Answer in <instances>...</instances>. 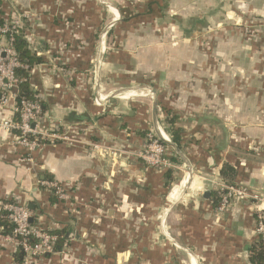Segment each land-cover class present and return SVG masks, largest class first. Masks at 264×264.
<instances>
[{"label": "crops", "instance_id": "obj_1", "mask_svg": "<svg viewBox=\"0 0 264 264\" xmlns=\"http://www.w3.org/2000/svg\"><path fill=\"white\" fill-rule=\"evenodd\" d=\"M18 14L42 60L29 71L36 130L69 140H47L28 164L0 130V201L64 238L63 254L36 264H249L264 203L218 214L205 175L223 184L228 164L234 184L264 195V0H0V18ZM253 14L262 27L249 41L237 29ZM161 105L177 116L187 161L206 172L188 187L199 195L184 186L171 197L173 172L136 156L150 131L169 138ZM0 119H15L11 101ZM48 182L70 200L50 202ZM14 252L0 240V264H16Z\"/></svg>", "mask_w": 264, "mask_h": 264}, {"label": "built area", "instance_id": "obj_2", "mask_svg": "<svg viewBox=\"0 0 264 264\" xmlns=\"http://www.w3.org/2000/svg\"><path fill=\"white\" fill-rule=\"evenodd\" d=\"M24 15H13L3 20L0 25V36L5 43L0 46V106L4 107L11 101L14 120H1L0 130L8 131L13 138V146L25 150V162L33 164V152L45 145L47 140L69 141L64 135L54 132L39 134L36 130L42 108L39 101L20 99L18 96L19 80L15 75L16 69H27L22 65L13 47V36L21 30ZM106 36L101 35L103 40ZM19 100V101H17ZM160 131V130H159ZM161 132V131H160ZM141 150L137 153L139 160L146 166L165 171L173 168L168 147L170 139H160L157 134L150 133L145 139ZM94 148H97L94 147ZM54 191L56 199L64 203L70 200V194L55 182L46 183ZM218 200L215 211L218 214L225 212L233 202L250 203L254 207L263 203L261 194L247 188H235L219 185L217 188ZM0 211L5 213L7 221L12 224L10 235L0 237L2 242L12 244L14 249L21 248L24 257L22 264H36L45 255L52 254L55 242L59 236L48 230L35 226L30 221L31 211L13 200L0 201ZM255 234L257 240L264 242V211L255 212ZM32 240H34L32 242ZM63 254L60 251L59 254Z\"/></svg>", "mask_w": 264, "mask_h": 264}, {"label": "trees", "instance_id": "obj_3", "mask_svg": "<svg viewBox=\"0 0 264 264\" xmlns=\"http://www.w3.org/2000/svg\"><path fill=\"white\" fill-rule=\"evenodd\" d=\"M148 4H152V3H148ZM151 6L152 5H149L148 8L146 9L147 14H150L152 10ZM1 24H3L2 18H0V25ZM108 34H110V32H108ZM13 47L15 49V53L17 54V57L20 63L27 67V69L20 68V69L15 70L16 77L19 80H21L18 85L19 100L25 99V100H30V101H38L37 94L31 89L29 85V71L34 65L41 64L42 60L30 53L28 44L23 37V33L20 31L13 36ZM160 108L164 112V114L167 115L166 122L170 126V129L167 132L169 139L171 140L172 144H174L178 149H181L182 141H183L181 138L182 132L176 126V122H177L176 114L172 110L166 108L165 106L161 105ZM173 162H177V160L175 159L173 160ZM165 171H167L165 175L167 176L168 180L169 179L171 180V172L168 170H165ZM220 178L227 185L235 186L236 185L234 184V181L236 178L235 169L228 164H223L220 170ZM51 193L53 196L50 198V202L53 203L56 200V196L53 190H51ZM213 205L215 207L217 205L216 197H215V201L213 202ZM12 229H13V226L7 221L5 217V213L0 211V237L10 235ZM50 233L56 234V232L55 233L50 232ZM33 241L34 240H32V242ZM63 241H64V238L59 236L58 240L55 242V245L53 247V252L59 253L61 251ZM23 257H24V253L22 249L20 247L16 248L14 252L15 263L22 264ZM247 259H248L249 264H264V242L257 240L254 244H252L248 250Z\"/></svg>", "mask_w": 264, "mask_h": 264}, {"label": "rangeland", "instance_id": "obj_4", "mask_svg": "<svg viewBox=\"0 0 264 264\" xmlns=\"http://www.w3.org/2000/svg\"><path fill=\"white\" fill-rule=\"evenodd\" d=\"M209 8H207V9L209 10ZM105 9L106 8H104V10ZM105 13L107 14L106 15V18L109 19V17H111V14L109 16V11L108 10H105ZM222 13H224V11H222ZM254 14H256V13H254ZM254 14L252 16L251 15L250 16L248 15L246 17L245 21L237 29V31H239V35L241 36V38H243L245 40H249V41L250 40H255L256 41L257 38H258V35H259V31H260V29L262 27V24L259 21V18H257L258 16H255ZM6 18H8V17H6ZM184 23H185V25H190V23L188 21H186ZM225 23H226V21H222L221 22V24H225ZM106 25H107V27H109L108 24H106ZM106 25H104L103 27H105ZM213 26H215V25H213ZM103 27L100 29L101 31L104 29ZM223 27L224 26H220V28H223ZM105 29H107V28H105ZM213 30H215V29L213 28ZM204 38L205 37H203V39H202L203 40V43H205V39ZM166 116H167L166 114L162 113L161 122H162V124H163V126L165 128H170V126L166 122V119H167ZM150 133H152V132L150 131ZM153 134H157V133H154L153 132ZM170 142H171V140H170ZM145 143H146V141H144L143 144H145ZM252 146H254V145H252ZM251 149L254 150L255 152H257V150H258L255 146L252 147ZM179 150L181 151V153L185 157V155H186V146H184L182 144V148L179 149ZM169 154H171L169 156H170V159L172 158L171 162H172V165H173V168L170 169V171L173 172V176L175 178V180H174L175 182H172L173 185L172 184L170 185L169 192L172 189V187L177 182L181 181V179H183L184 176L186 175L185 186L186 185L187 186L184 188L185 192L187 191L189 194L193 193V195H199V194H201L202 191H203V187L201 189H197L195 191H190V192L188 191L189 190L188 187L190 186L191 189H196L197 187H193V186H195V180H194L193 177L199 175V173H200V175L202 177H204V175L206 174V172L204 170H199V173H196L198 170H196L195 167H192L189 162H188L189 165H186L185 162H184V160L178 154H176L172 149L169 151ZM175 159L177 160V162H173V160H175ZM185 159H186V157H185ZM259 167L261 168V166H259ZM191 175H192V177H191ZM205 179H206L205 185H207V186L209 185V188L211 187L212 189L215 190V195H216L217 200H218L217 188H218L219 185H225V186L231 187V186L227 185L224 182L222 184V183L218 182L217 180H214V178H212L211 175L210 176L209 175H205ZM207 186H206V188L209 189ZM232 187H235V188H247V189L251 190L246 185H235V186H232ZM251 191H254V190H251ZM254 192H256V191H254ZM257 193H259V192H257ZM259 194H261V198L263 199V203H264V195L262 193H259ZM234 203H242V202H233L231 205H233ZM242 204H246V205L253 206L250 203H242ZM256 210H257V208H255L253 212L255 213Z\"/></svg>", "mask_w": 264, "mask_h": 264}, {"label": "bare ground", "instance_id": "obj_5", "mask_svg": "<svg viewBox=\"0 0 264 264\" xmlns=\"http://www.w3.org/2000/svg\"><path fill=\"white\" fill-rule=\"evenodd\" d=\"M160 139L166 141V136L164 134H161ZM185 182H186V176H184V178L181 179V181L177 182L173 186V188H172V190L170 192L171 197L173 196V198H174L176 196V194H178V192L185 186Z\"/></svg>", "mask_w": 264, "mask_h": 264}, {"label": "water", "instance_id": "obj_6", "mask_svg": "<svg viewBox=\"0 0 264 264\" xmlns=\"http://www.w3.org/2000/svg\"><path fill=\"white\" fill-rule=\"evenodd\" d=\"M149 90L155 94V91L152 90L151 88H149ZM168 147L170 149H172L176 154H178L185 162L186 165H189L188 161L185 159V157L183 156V154L181 153V151L172 143L168 144ZM187 186V185H186ZM203 198L208 199L209 198V191H205L203 194ZM31 221V220H30Z\"/></svg>", "mask_w": 264, "mask_h": 264}]
</instances>
